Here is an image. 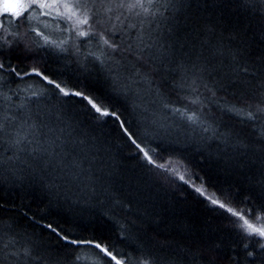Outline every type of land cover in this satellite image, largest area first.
Returning <instances> with one entry per match:
<instances>
[{
	"label": "trees",
	"instance_id": "trees-1",
	"mask_svg": "<svg viewBox=\"0 0 264 264\" xmlns=\"http://www.w3.org/2000/svg\"><path fill=\"white\" fill-rule=\"evenodd\" d=\"M157 7L142 42L138 29L117 32L112 39L124 43L112 53L98 37H76L74 21L61 17L52 18L61 34L49 35L30 20L40 15L33 6L0 28V62L22 72L37 68L68 91L97 97L154 151L157 163L171 162L176 175L194 173L209 193L264 226V114L247 120L228 110L252 105L254 111L264 98V9L241 0H171ZM0 93V112L67 128L71 155L64 163L79 165L72 182L26 165L0 176V222L12 225L4 228L3 243L14 237L12 251L30 249L28 264H114L95 243L125 264H264V240L248 236L242 221L196 193L200 179L183 184L148 165L114 118L98 121L86 102L64 97L35 74L4 72ZM177 108L195 111L198 122L186 121ZM11 154L4 145L0 155Z\"/></svg>",
	"mask_w": 264,
	"mask_h": 264
},
{
	"label": "snow or ice",
	"instance_id": "snow-or-ice-1",
	"mask_svg": "<svg viewBox=\"0 0 264 264\" xmlns=\"http://www.w3.org/2000/svg\"><path fill=\"white\" fill-rule=\"evenodd\" d=\"M171 0H61L62 7L65 13L58 15L65 21H74L70 31L75 32V36L78 38L87 37H98V42L107 46L112 53H115L121 48L124 43L121 39L120 43H116L112 37L117 32H131L133 29H138L137 35L143 37V29L145 24H150L155 19L157 14H160L159 7L161 3H170ZM242 3H256L261 5L264 9V0H241ZM56 3L53 0L52 4L46 2V0H31L30 4H24L23 0H2V8H0V28H5L9 23L10 16L19 18L24 11L33 6L39 8H52ZM29 17H25V20ZM90 20L92 23L90 24ZM80 25H89V31L80 30ZM99 28L98 31H92L94 27ZM69 30V29H65ZM111 35H108V34ZM40 35L41 33H37ZM45 43H49L47 37H45ZM61 43H67L62 41ZM3 48V44H0V49ZM125 51H133V45L129 43ZM107 55V54H105ZM111 58V57H109ZM99 60L100 57H97ZM103 64L104 61L101 60ZM10 71L17 77L22 75L35 74L47 81L49 84H54L59 92L64 97H75L81 102H86L85 106L93 112L94 117L100 121V118L111 117L120 123L122 132L128 137L136 149L143 154V159L147 161L148 165H152L154 168L161 169L164 172H169L170 175L174 176L175 179L183 182V184H194L195 179L201 180V186L195 187L194 191L203 196L212 205H216L232 216L238 218V221H242L240 227L244 229L248 236H258L264 240V226H256L254 223L243 214V210L237 211L231 207L229 203L222 201L216 194V192H208V188L204 185L203 179L195 176L194 173H190L185 169L184 174L176 175L177 169L171 166V162L157 163V157L154 159V151L152 149H145L138 143L134 138V134L130 133L126 123L120 119L119 113L114 108H109L102 102H98V98L94 97L84 89L76 91H68L65 87H61L59 83L54 80H50L47 75L39 71L37 68H33L31 72H22L17 67L11 66L10 64L6 67L4 62H0V81L4 79V72ZM201 72L207 71V66H203L200 69ZM245 71H247L245 69ZM118 83L114 81L113 88L116 89ZM0 95H4L0 93ZM33 95H36L33 93ZM5 99L10 100L11 97L5 96ZM198 100H192L191 103L196 104ZM23 107V106H21ZM252 105H248V110L244 107H237L233 105L230 112L238 116H242L247 120L257 119L256 113L264 114V98H262L254 108L251 110ZM175 112H179L186 121L193 124L198 122V117L193 111L188 114L187 110L181 112L179 108L174 109ZM30 117L27 114L17 116L16 114H8V112H0V151L3 150L4 145L11 150L12 154L4 157L0 155V176L3 175L5 170L13 171L18 165H26L28 169L33 172L39 171L44 175L51 176L53 179L76 181L79 178V173L74 172V168H78L77 163H73L68 166L64 163L66 156L71 155V152L67 151L68 143L71 140V132L67 128L56 129L49 127L44 123H36L33 121L29 123ZM204 131H208V128H204ZM44 139L41 140L40 138ZM64 137V139H62ZM81 146L83 141L78 142ZM35 144V147H31ZM75 151V148L72 149ZM23 154V155H21ZM7 166V167H6ZM250 211V210H249ZM255 219L259 220L260 217ZM7 227L9 231L12 230V225L5 226L3 222H0V264H28V261L33 259L31 250L24 248L21 250L12 251L10 246H14L16 241L15 238H10L8 243H3L4 237L7 233L4 228ZM47 228L55 232L58 236L60 233L51 224L47 225ZM62 239L68 240L67 236H63ZM70 243H87L92 244V241H76L71 240ZM95 248L99 249L100 252L106 256L110 262L114 264H125V261L118 259L117 255L113 254L114 250H109L108 247L102 246L100 243H95ZM247 247V244H245ZM260 247L264 248V243L260 244ZM7 250V251H6ZM23 255L24 261H20V256ZM251 255V253H249ZM77 260L80 257H76Z\"/></svg>",
	"mask_w": 264,
	"mask_h": 264
},
{
	"label": "rangeland",
	"instance_id": "rangeland-1",
	"mask_svg": "<svg viewBox=\"0 0 264 264\" xmlns=\"http://www.w3.org/2000/svg\"><path fill=\"white\" fill-rule=\"evenodd\" d=\"M24 4H30L31 0H23ZM47 3L52 4L53 0H46ZM0 8H2V0H0ZM39 8V7H38ZM30 9V8H29ZM27 9L26 11H28ZM24 11L23 13H25ZM22 13V14H23ZM39 14L35 13L30 19L32 22L36 23L37 26L47 32L49 35L52 34L54 36L61 34V26L54 22V17H61L58 13H65L64 8L62 7L61 0H56L55 5L52 8H39ZM49 18L52 20H49Z\"/></svg>",
	"mask_w": 264,
	"mask_h": 264
}]
</instances>
